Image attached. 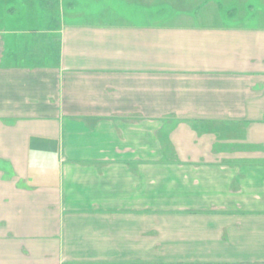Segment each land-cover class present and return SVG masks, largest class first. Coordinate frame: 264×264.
Instances as JSON below:
<instances>
[{
	"label": "crops",
	"instance_id": "0c3cea01",
	"mask_svg": "<svg viewBox=\"0 0 264 264\" xmlns=\"http://www.w3.org/2000/svg\"><path fill=\"white\" fill-rule=\"evenodd\" d=\"M135 1L144 6L127 7ZM15 2L5 14L32 26L0 28L1 136L9 132L0 154L13 163L0 194L18 203L24 189L46 190L55 213L39 224L18 217L15 229L2 230L0 264H264V26L237 28L221 13L207 28L147 23L144 15L107 23L100 0H87L90 15L82 5L66 13L63 0ZM62 116L83 122V134L64 150L51 131L61 167L49 181L31 152L39 133L23 131L37 117L62 128ZM169 117L204 124L206 140L187 146L204 143L200 155L177 156L174 173L162 165L152 172L163 160L146 154L147 144L142 156L121 160L120 120H159L162 130ZM87 121L110 133L115 150L103 133L88 134Z\"/></svg>",
	"mask_w": 264,
	"mask_h": 264
},
{
	"label": "rangeland",
	"instance_id": "374dc122",
	"mask_svg": "<svg viewBox=\"0 0 264 264\" xmlns=\"http://www.w3.org/2000/svg\"><path fill=\"white\" fill-rule=\"evenodd\" d=\"M26 0H24L25 2ZM79 2H74L71 0H63V11L70 12L73 7L78 8L82 5V8L88 7V14H95V12L91 11L92 8L91 2H87V0H79ZM189 10H176V7H183L180 9H184L187 7L183 3L182 0H144V6L141 4H138L133 2V6L135 8L132 9L130 7H127V0H100L98 8H99V14H100V20L102 22L110 23L112 21V16L128 17L129 19L134 22L135 20H138L139 22H143V15L145 16L146 22L150 23L151 21L160 20V22H163L167 24V26H172L173 23H177L180 27H190V28H207L211 27L213 25V15L212 13H215L216 15H220V13L226 17L231 19V21L228 24H233L237 28L246 29L249 30L252 28L260 30L264 26V0H189ZM20 4V1L18 2ZM94 3V1H93ZM123 3V4H122ZM181 3V4H180ZM25 4V3H24ZM183 4V5H182ZM203 4V5H202ZM14 5H17V2L15 0H0V28L2 24H16L18 27L21 26H32L31 23H24L20 17H18V13H8L5 14V10L7 7H13ZM200 5V6H199ZM199 6V7H198ZM196 8L193 10V8ZM178 8V9H179ZM137 10V11H136ZM144 10V11H143ZM193 10V11H192ZM119 14H117L116 12ZM185 11V13H184ZM218 13H216V12ZM114 14V15H113ZM3 15H6L3 18ZM65 20L67 21H80L79 18L76 19L70 14H65ZM114 17V18H115ZM187 17L189 19H187ZM242 17H247L248 19H244ZM24 20V19H23ZM44 20H40V23H42ZM84 21V20H82ZM88 22H92L93 19L89 18L87 19ZM217 23V22H215ZM251 26V27H250ZM3 27V26H2ZM26 27V26H25ZM42 27V26H41ZM250 27V28H249ZM63 119H65V116H62ZM47 118V117H46ZM48 119V118H47ZM52 118L48 119L47 121H50ZM188 120H179V119H173L171 117L165 118L162 125V130H157L155 128H159V120H152L151 126H149L146 122V125L153 130L149 132L147 126L143 123V121H140L139 123L137 121V125H124L125 122L123 120H120L121 129L118 132L119 136V144H120V150L117 154L121 156V160H127L128 156L131 155H138L142 156L144 154L143 146L142 145H151L152 147L149 149V152L152 155V159H162L163 163H151V170L153 173L156 171H159V167H163L166 171H172L175 172L176 167L179 165H176L172 162V160H175V158L181 154H188L195 156L199 153L201 154V151H203L202 147L204 143H199L197 147H187L191 145V143H194V141L199 140L202 142L203 140H206L207 138V130L206 127H204L203 123H199L196 120H189L190 118H186ZM43 120L42 118L33 119L30 122L29 125H27L26 130L24 132V138H26L27 134L33 133L34 130H30L31 126H35L33 129H35L36 133H39L35 136V139H33V145H32V155H34L33 159L36 163V167L38 170L46 169V175L42 176L43 179L53 181L56 179L58 172L61 167L60 162V153L58 155V141L53 142L52 141V132L56 135H59L60 140L62 142L64 150H66L67 144L64 143L66 140L70 137H76V135L83 134V131L80 132V126L83 125L79 123V121L75 120H63L62 122V128H57L54 130L49 128V123ZM91 125V122L94 121H87ZM110 120H106L104 122H101V124H110L108 123ZM33 125H32V124ZM95 123V122H94ZM136 126V127H135ZM145 126V127H144ZM92 127V128H91ZM89 127L91 130L88 131V134L90 133L99 134L103 133L106 137L105 139H108L104 142V146L108 149L115 150V146L111 143V139L108 138V132L104 131L101 132V130H95V125L92 124V126ZM147 128V129H144ZM205 128V130H204ZM32 129V128H31ZM101 129V128H100ZM123 129V130H122ZM134 129H136L134 131ZM155 129V130H154ZM2 128L0 125V140L1 138L8 137L9 135L8 131L7 134L3 131L4 136H1ZM50 131V132H48ZM52 131V132H51ZM84 134H86V131H84ZM204 134V135H203ZM114 136H117L114 132ZM5 139V138H4ZM58 140V139H57ZM115 140V139H114ZM68 141V140H67ZM92 143L88 146H93L95 144V140H92ZM8 142V141H7ZM69 142V141H68ZM146 142V143H144ZM89 143V142H88ZM9 144V143H8ZM196 143H194V146ZM74 146L77 148V143L74 144ZM72 146V147H74ZM192 146V145H191ZM129 147H133V151L128 153L127 149ZM219 147V146H218ZM69 148V147H68ZM79 148V146H78ZM206 148V147H205ZM204 148V149H205ZM8 152L10 148L8 147ZM83 149V148H82ZM64 152V151H63ZM110 152V151H108ZM114 153V155H117ZM65 157V154H63ZM5 159L3 153L0 154V177L2 178L3 174L9 173L10 170H12L13 163L10 162V158H8V162ZM64 162V161H63ZM80 165L87 164L86 162H79ZM97 165V168L102 167L105 164L101 163H93ZM137 166L139 163H136ZM22 167H20V171L24 174L25 169V162L21 164ZM126 166H128V163H125ZM130 166H133L134 164H129ZM148 167V165L143 164ZM24 166V168H23ZM183 166V165H182ZM48 167V168H47ZM50 167V168H49ZM65 169V168H64ZM66 170H68L66 168ZM138 170V168L136 169ZM19 174V173H18ZM0 178V179H1ZM8 180V179H7ZM11 181V180H10ZM10 181H7V183L2 179L0 180V188H6L10 187L11 183ZM22 185L24 183L21 182ZM10 185V186H9ZM26 188V186L24 187ZM38 189V188H37ZM42 191V192H39ZM38 193L30 194L27 192V190L24 189L23 194L18 196V203L16 200V195H1L0 194V234L2 230H9V229H15L13 226L15 219L19 217V219H26L28 224H39L40 222H43L44 219H48L53 217V214L55 213L53 206L50 205L52 203L51 201L54 200L53 195H45L43 193L47 192L46 190H39ZM71 198H74V196H71ZM56 199V198H55ZM7 200V201H5ZM7 202V203H5ZM6 204V205H5ZM49 204V206L46 208V206ZM44 205V206H42ZM32 208V209H30ZM7 225L9 227H7Z\"/></svg>",
	"mask_w": 264,
	"mask_h": 264
},
{
	"label": "trees",
	"instance_id": "16d2710c",
	"mask_svg": "<svg viewBox=\"0 0 264 264\" xmlns=\"http://www.w3.org/2000/svg\"><path fill=\"white\" fill-rule=\"evenodd\" d=\"M185 1L188 3V4H187V3L185 2V5H187V7H190V6H189L190 1H189V0H185Z\"/></svg>",
	"mask_w": 264,
	"mask_h": 264
}]
</instances>
